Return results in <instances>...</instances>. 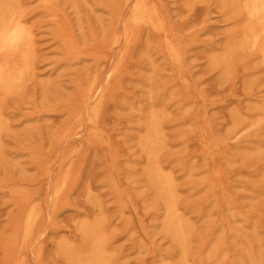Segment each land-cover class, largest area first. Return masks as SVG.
Returning <instances> with one entry per match:
<instances>
[{
  "label": "rangeland",
  "instance_id": "374dc122",
  "mask_svg": "<svg viewBox=\"0 0 264 264\" xmlns=\"http://www.w3.org/2000/svg\"><path fill=\"white\" fill-rule=\"evenodd\" d=\"M117 2L23 0L24 15L32 26L39 56L37 74L47 85L34 82L22 99L11 102L8 111L14 130L4 137L0 178L13 176L31 182V186L34 181L43 183L42 191L49 193L51 181L44 182L43 169L32 164L33 157L52 159L53 176L59 170L62 154L84 139L77 136L55 146L69 124L64 105L78 102L76 86L98 66L94 59L83 55L68 59L58 33L63 28L74 37L81 52L94 51L98 42L92 35L107 39L114 24L110 7ZM155 2L176 35L181 66L170 65L152 47L154 38L147 28L140 30L136 43L128 48L119 79L114 71L122 47L100 53L104 56L100 55L103 60L99 87L105 94L100 137L85 145L75 164L67 203L57 212L55 224H51L50 216L45 220L39 236L47 246L43 264H65L51 255L53 239H76L74 224L82 218L93 219L94 214L84 201L88 188L101 202L105 230L113 247L120 251L118 264H171L161 261L172 246L161 232V218L155 209L158 214L161 211L151 201L143 179L145 162L137 144L143 116L150 108H163L170 113L165 120L167 148L161 160L177 178L181 202L190 208L197 236L201 237L204 226L214 224L221 215L251 242L255 252L262 254L259 261L264 264V122L257 123L264 104V80L259 73L247 78L239 66L229 80L221 82V71L210 65L209 56L221 52L231 27L214 0ZM128 10L121 12V20L127 17ZM198 110L210 128L208 138L218 144L215 158L208 159L209 168L226 175L218 190L221 193L213 199L209 187L195 188L211 176V172L202 169L205 161L197 142L198 121L194 118ZM110 153L115 156L116 168L109 163ZM112 181L119 186L124 201H129V207L119 206L110 186ZM201 205L205 206L203 217L197 216ZM216 206L220 209L218 214ZM16 210L9 192L0 191V235L9 227ZM219 230V238H227L232 247L218 263L223 259L242 262L241 241ZM198 246L196 239L195 252L199 251ZM30 260L33 262V253ZM0 264H5L1 254Z\"/></svg>",
  "mask_w": 264,
  "mask_h": 264
},
{
  "label": "bare ground",
  "instance_id": "6f19581e",
  "mask_svg": "<svg viewBox=\"0 0 264 264\" xmlns=\"http://www.w3.org/2000/svg\"><path fill=\"white\" fill-rule=\"evenodd\" d=\"M189 1L203 3L207 0ZM214 2L231 27L221 52L209 56L210 65L221 71V82L229 80L233 70L239 66L243 68L247 78L259 73L264 80V0ZM22 3L23 0H0V155L4 137L14 130L8 111L11 102L22 99L34 82H39L43 87L47 85L37 74L39 56L35 35L25 18ZM127 8V17L121 20V12ZM110 10L114 24L107 34V39H97L95 34L92 35L98 42L92 52H81L74 37L63 28L58 33L64 44L63 53L68 59H78L83 55L85 59H94L98 65L97 69L76 86L79 104L70 102L64 105V110L70 117L69 124L55 141V146L69 142L68 140L77 136H84V139L73 144L62 154L59 170L53 176L52 159L33 157L32 164L43 169L44 182L48 179L51 181L49 193L42 191L43 183L36 184L34 181L31 186V182L16 180L13 176L0 178V191L9 192L17 209L9 227L0 235V254L5 264H43L47 246L39 236L45 220L50 216L51 224H55L57 212L66 206L67 191L75 173V164L82 157L85 145L100 137V119L105 107V94L99 87L102 75L101 59L103 60L104 56L100 53H108L122 47L114 71L115 77L119 79L120 68L128 56V48L136 43L140 30L147 28L154 38L153 42H150L152 47L163 54L170 65L181 66V51L174 40L176 35L155 0H118L117 5L110 7ZM178 78L179 75H176L175 80ZM169 115L163 108H150L143 116V125L138 130L137 141L145 162L142 176L151 193V201L157 204L161 211L158 214L155 209L156 216L161 218V232L172 246L171 251L161 261H170L171 264L218 263L220 257L225 256V251H230L232 247L227 238H219L216 233L223 229L229 238L241 241L243 247L240 257L243 260L232 263L223 259L218 264H261L259 260L262 254L255 252L251 242L231 227L221 215L214 224L204 226L201 237L197 236L198 229L190 215V208L181 202L182 194L177 178L171 168L161 160L167 148L165 120ZM258 115L260 118L257 123L264 122V104ZM194 118L198 121L197 142L201 145L205 161L202 169L204 172H211L210 178L200 182L195 188L198 190L207 186L210 189V197L217 198L221 193L218 190L222 188V179L226 175L219 170H211L208 159L215 158L218 144L208 138L210 128L203 121L200 110L194 113ZM110 157V165L116 168L115 156L110 153ZM188 175H191V171ZM110 186L119 206L129 207L130 203L124 201L119 186L113 181ZM84 201L94 214L93 219L82 218L74 224L76 239L65 236L53 239L51 255L65 264H118L120 251L113 247L111 236L105 230L106 222L101 202L89 188ZM204 211L205 206L201 205L197 216L203 217ZM218 211L220 212V209L216 206L217 214ZM196 239L199 242L197 252L193 250ZM142 246L145 251L148 250V246ZM31 253L33 262L30 260Z\"/></svg>",
  "mask_w": 264,
  "mask_h": 264
}]
</instances>
